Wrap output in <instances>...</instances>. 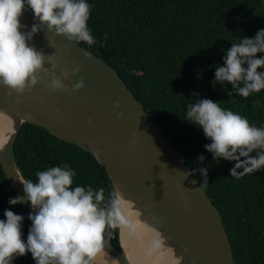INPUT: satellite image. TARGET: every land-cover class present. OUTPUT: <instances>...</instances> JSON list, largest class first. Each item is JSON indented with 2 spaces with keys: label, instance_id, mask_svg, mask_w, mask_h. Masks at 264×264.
Masks as SVG:
<instances>
[{
  "label": "trees",
  "instance_id": "16d2710c",
  "mask_svg": "<svg viewBox=\"0 0 264 264\" xmlns=\"http://www.w3.org/2000/svg\"><path fill=\"white\" fill-rule=\"evenodd\" d=\"M86 2L91 6L87 27L94 43L75 42L92 54L99 52L119 74L152 121L181 153L191 172L208 167V184L203 190L220 213L234 264H264V168L239 179L231 177L235 162L217 163L205 148L211 141L203 130L184 120L188 104L210 99L246 118L250 125L264 128V90L244 98L234 92L229 96L230 84H213L215 66H223L232 44L244 37L255 38L264 29V0ZM261 57L264 53L257 54V58ZM258 71L264 72V68ZM14 151L24 180L35 183L37 172L68 165L75 173L73 188H103L105 202L114 190L96 159L41 127L24 123ZM201 155L205 157L203 164L198 160ZM194 177L199 185L203 184L199 172ZM15 197L0 166V220H6V210L23 216L21 231L26 243L31 212L23 204L10 205L9 199ZM104 238L120 250L119 228L106 229ZM12 264L36 262L27 253L15 257Z\"/></svg>",
  "mask_w": 264,
  "mask_h": 264
},
{
  "label": "water",
  "instance_id": "95a60500",
  "mask_svg": "<svg viewBox=\"0 0 264 264\" xmlns=\"http://www.w3.org/2000/svg\"><path fill=\"white\" fill-rule=\"evenodd\" d=\"M20 22L26 26L21 31H31L34 13L25 7ZM28 43L51 56L55 75L68 73L63 79L68 91L52 92L46 86L53 72L47 62L44 67L50 69L49 74L39 73L41 82L31 91L17 95L0 87V117L17 123L0 146V166L15 195L24 197L25 193L14 145L22 125L29 123L96 159L113 189L141 208L140 220L159 233L180 264H234L219 211L203 188L199 190L181 153L99 52L92 54L46 30ZM73 70H78L75 77ZM81 78L85 87L72 91ZM117 101L119 108L114 107ZM23 205L33 212L30 202ZM119 241L120 250L104 238L100 252L117 264H131L121 244L120 228ZM172 244L178 246L179 254Z\"/></svg>",
  "mask_w": 264,
  "mask_h": 264
},
{
  "label": "clouds",
  "instance_id": "9594fccd",
  "mask_svg": "<svg viewBox=\"0 0 264 264\" xmlns=\"http://www.w3.org/2000/svg\"><path fill=\"white\" fill-rule=\"evenodd\" d=\"M25 7L34 13L35 19L31 31L27 32L21 31L26 26L20 22ZM90 7L86 0H0V87L17 95L31 91L41 82L39 73L49 74L50 69L44 67L47 62L53 72L46 86L52 92L68 91L63 83L68 73L55 75L51 56L46 57L28 42L46 30L68 41L92 45L94 38L87 27ZM258 53H264V29L255 38L244 37L238 44H232L223 66H215L213 84H230L232 92L228 95L234 92L244 98L264 90V72L258 71L264 68V57L257 58ZM77 72L73 70L72 76ZM84 87L81 78L72 91ZM114 107H120L118 101ZM184 120L203 130L211 141L205 148L217 163L235 162L230 169L231 177L239 179L264 168V128L250 125L246 118L210 99L188 104ZM198 160L203 164L205 157L201 155ZM196 172L204 181L199 187L201 190L208 184V167L197 168L191 174ZM74 175L64 165L37 172L35 183L20 181L25 195L10 198L9 204L30 202L31 227L25 243L21 231L24 217L10 210L4 212L6 220H0V264H12L15 257L27 253H31L36 264H93L101 251L106 229L134 231L133 221L123 211L122 193L113 190L105 202L103 188L98 191L91 187L73 188Z\"/></svg>",
  "mask_w": 264,
  "mask_h": 264
},
{
  "label": "bare ground",
  "instance_id": "6f19581e",
  "mask_svg": "<svg viewBox=\"0 0 264 264\" xmlns=\"http://www.w3.org/2000/svg\"><path fill=\"white\" fill-rule=\"evenodd\" d=\"M12 126L16 127L17 123L0 117V146L5 143V138ZM124 200L125 203L122 206L124 214L133 221L135 226L134 231L120 228L121 244L129 262L131 264H180L178 256L163 244L159 233L149 229L147 224L140 220L141 208L136 209L129 199L124 198ZM172 246L179 254L178 246L176 244ZM94 261L97 264H117L102 252L97 254ZM184 264L187 263L184 262Z\"/></svg>",
  "mask_w": 264,
  "mask_h": 264
}]
</instances>
